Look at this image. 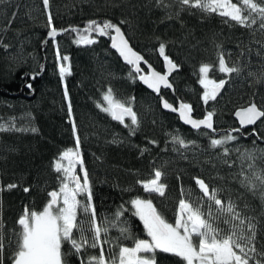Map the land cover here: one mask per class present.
Returning a JSON list of instances; mask_svg holds the SVG:
<instances>
[{
    "label": "trees",
    "instance_id": "1",
    "mask_svg": "<svg viewBox=\"0 0 264 264\" xmlns=\"http://www.w3.org/2000/svg\"><path fill=\"white\" fill-rule=\"evenodd\" d=\"M255 2L264 4V0ZM253 18L256 22L249 21V27L233 21L225 23L226 18L182 5L180 0H49L47 8L43 0H0V123L25 129L0 131L3 264H12L14 245L9 244V239L13 230H19L17 220L25 206L42 210L50 199L48 192L58 189L60 174L54 171L53 161L63 150L75 148L76 136L97 217L112 221L121 205L128 209L121 220L126 221L132 238L125 239L119 227L109 226L107 236L111 243L103 245L106 256L118 253L119 245L131 247L134 239L148 238L142 222L132 215L128 201L137 196L151 199L174 223L180 199L201 202L203 194L194 177L217 189L225 205L231 201L242 217L253 218L255 245L258 252H264V184L257 179L264 176V117L253 130L232 133L236 140L213 148L211 139L228 132L191 130L181 125L175 115L164 112L159 97L146 90L138 79L129 78L130 66L110 49L108 39L98 38L95 44L78 46L73 43L75 33L67 32L55 43L50 40L43 44L53 27L84 28L90 20H107L118 25L131 46L162 71L163 57L158 47L164 43L165 55L179 69L169 78L173 92L161 90V96L174 106L178 99L190 104L195 118L214 111V129L232 130L237 129L233 118L237 109L251 102L264 107V28L260 27L257 13H253ZM57 46L61 57H69L64 63L70 65L71 75L63 80ZM219 55L229 66L239 68V73L226 75L215 70ZM203 64L214 66L210 79L227 81L216 100L207 104L201 99L205 89L198 82ZM28 84L32 87L28 88ZM108 88L119 100L130 102L137 114L139 126L134 135L97 107L98 102L104 104L102 96ZM70 120L76 125L75 136ZM125 123L130 124L128 117ZM32 128L38 131L32 132ZM253 131L256 136H249ZM173 136L182 138L187 147L174 143ZM76 169L82 178L80 166ZM154 169L164 174V196L149 195L137 184L138 180L152 178ZM249 181L255 184L254 189ZM13 183L18 187L7 190L6 186ZM26 187L28 192L23 190ZM78 199L86 203L85 196ZM78 219L86 220L87 216L78 210ZM215 223L225 232L228 230L222 222ZM69 249L66 244L64 250ZM98 254L99 248H88L83 258ZM80 259L75 254L67 256L68 264H80ZM157 261L184 264L180 258L165 253H157Z\"/></svg>",
    "mask_w": 264,
    "mask_h": 264
},
{
    "label": "snow or ice",
    "instance_id": "2",
    "mask_svg": "<svg viewBox=\"0 0 264 264\" xmlns=\"http://www.w3.org/2000/svg\"><path fill=\"white\" fill-rule=\"evenodd\" d=\"M45 8L49 6V0H43ZM182 5L190 8L199 9L201 12L216 14L226 18L225 23L233 21L242 27H249L256 22L253 13H257L261 19L260 27L264 28V4L257 3L255 0H180ZM49 25L52 24V17L49 14ZM125 23V21H121ZM62 32L75 33L73 43L79 45H92L98 42V37H107L111 41V47L115 49L123 61L130 66L129 78L139 79L149 89L160 94L161 87L173 89L168 76L172 71L178 69L167 55H165L166 45L160 43L158 52L163 57L166 72L160 73L152 68L143 55L136 52L125 38L121 28L111 21L98 22L90 20L84 28L71 27L70 29L57 30L52 28L48 36L55 43V38ZM95 34V35H93ZM57 61H69V57H61L59 47H56ZM147 67V71L141 67ZM214 70L213 65L203 64L199 68L200 85L205 89L201 99L205 104L209 100H216L220 90L226 84V80L218 82L209 78V73ZM221 73L231 75L239 73L240 69L229 66L223 55L218 57V68ZM59 75L61 80L66 75H71L70 65L59 64ZM31 88L32 85H26ZM65 99H68V92L65 88ZM165 109L177 112L179 118L191 125L194 129H209L213 132L214 111H207L203 119L192 117V106L183 101L179 102L178 107L173 106L163 96L160 97ZM104 104L97 103L101 111L111 116L113 120L130 129V134H135L139 126L137 114L132 110L129 103H125L113 94V90H108L103 94ZM68 115L72 116V106L68 103ZM235 115L239 118L241 127L255 125L257 121L264 117V107H258L255 102L248 107L238 110ZM125 117L130 119V124L125 123ZM72 123V130L75 136L76 125ZM264 122V121H262ZM135 126V127H133ZM25 129H15V125L9 123L7 126L0 123V131H11ZM32 132L38 129L32 128ZM241 128L232 129L221 138H212L210 143L213 148L237 139L232 132H240ZM174 143L181 147H187L186 142L179 136H173ZM155 143V141H150ZM80 140L76 136L75 148L63 150L53 161V169L60 174V184L58 189L48 192L49 200L42 210L36 211L25 206L23 213L17 220L19 230H13V235L9 239V244L14 245L10 257L12 264H68L67 256L75 254L80 256V264H158L157 253H165L180 258L184 264H264V252H258L256 240V224L252 223L251 217H242L236 210V205L231 201L225 202L219 198L218 190L210 186L200 177H194L195 184L203 194L200 203H195L187 199H180L178 203L175 220L169 222L162 212L154 205L151 199L139 196L132 198L128 203L132 208V215L138 217L142 222L143 228L148 239H134L133 246L119 245L118 253L106 256L104 244H110L107 233L109 226L119 227L121 235L125 239L132 238L126 221L121 217L128 209L121 205L116 211L112 221L100 220L97 217L96 209L92 203L93 194L88 172L83 167L80 156ZM143 154V151L142 153ZM227 154V149H225ZM64 161H67L65 165ZM76 165L80 166L83 173L76 174ZM163 172L154 169L152 178L148 180H138L145 193L149 195L157 193L165 195V188L162 183ZM247 179V178H246ZM257 179L264 184V176ZM251 189L255 184L249 181ZM7 190L18 187L17 184H8ZM0 188V191H3ZM28 192L29 188H24ZM85 196L86 203L78 199ZM183 196V190H182ZM203 198H206L203 199ZM264 198V194H262ZM206 205V210H205ZM78 210L82 211L87 219H78ZM216 221L228 226V230L219 227ZM107 225V226H106ZM3 221L0 219V264L4 260V233ZM91 233V235H87ZM69 245L68 251L64 250L65 245ZM99 248L98 255L88 256L85 260L83 253L86 249ZM111 252V249L108 250ZM259 257V258H258Z\"/></svg>",
    "mask_w": 264,
    "mask_h": 264
},
{
    "label": "water",
    "instance_id": "3",
    "mask_svg": "<svg viewBox=\"0 0 264 264\" xmlns=\"http://www.w3.org/2000/svg\"><path fill=\"white\" fill-rule=\"evenodd\" d=\"M71 27H69V28H66V29H70ZM76 28H78V27H76ZM80 29H82V28H80ZM57 30H62V29H57ZM122 30V29H121ZM49 31H51V30H49ZM49 31H48V33H49ZM123 32V31H122ZM48 33H47V36H46V38H45V40H44V42H43V44L44 45H46L47 44V42L48 41H50V40H52L49 36H48ZM65 33H67V32H62L61 34H59V35H57L56 36V38H58V37H60V36H62V35H64ZM124 33V32H123ZM93 35H95V34H93ZM55 38V39H56ZM98 38H105V39H108L107 37H98ZM125 38H126V36H125ZM127 39V38H126ZM109 40V47H110V49L118 56V58L121 60V62L123 63V64H126L124 61H123V58L122 57H120L119 56V54H118V52L115 50V49H113L112 47H111V41H110V39H108ZM128 40V39H127ZM130 44V43H129ZM130 46H131V44H130ZM132 47V46H131ZM133 48V47H132ZM134 49V48H133ZM135 50V49H134ZM136 51V50H135ZM137 52V51H136ZM139 53V52H138ZM127 65V64H126ZM141 67H144L145 69H146V71H147V67L145 66V65H143V64H141ZM152 68L153 69H155L153 66H152ZM179 69V68H178ZM177 69V70H178ZM156 70V69H155ZM177 70H174V71H172V73L168 76V79L170 78V76L173 74V73H175ZM156 71H158V70H156ZM158 72H160V73H165L166 72V66H165V63H164V60H163V70L162 71H158ZM139 80V79H138ZM170 81V80H169ZM139 82H140V84L146 89V90H148L149 92H151V93H153L156 97H159V101H160V107H161V109L164 111V112H167V113H171V114H173V115H175L177 118H178V120H179V122H180V124L181 125H183L184 127H187V128H189V129H191V130H197V129H194V128H192L191 127V125H189V124H185L180 118H179V115H178V113L177 112H172V111H169V110H167V109H165L164 107H163V105H162V101H161V90H169L170 92H173V89H167V88H163V87H161V89H160V94L158 95L157 93H155L154 91H152L151 89H149L145 84H143L140 80H139ZM165 99V98H164ZM166 100V99H165ZM181 100L180 99H178L177 100V103H176V107H178V105H179V102H180ZM252 103V102H251ZM171 104V103H170ZM173 105V104H172ZM174 106V105H173ZM249 105H247V106H245V107H242V108H246V107H248ZM242 108H239V109H237L234 113H233V118L235 119V121L238 123V125H239V128H253L259 121H257L256 122V124L255 125H246V126H243V127H241V125H240V122H239V118L235 115V113L238 111V110H240V109H242ZM192 117H193V115H192ZM193 118H195V117H193ZM263 118V117H262ZM261 118V119H262ZM195 119H203V118H195ZM213 128H214V123H213ZM201 129H204V128H201ZM204 130H207V131H209V132H211V133H213V134H216V133H219V132H229L230 130H219V131H212V130H209V129H204ZM241 132V131H240ZM240 132H238V133H240ZM232 133H236V132H232ZM249 136H256V133L253 131V132H251L250 134H249Z\"/></svg>",
    "mask_w": 264,
    "mask_h": 264
},
{
    "label": "flooded vegetation",
    "instance_id": "4",
    "mask_svg": "<svg viewBox=\"0 0 264 264\" xmlns=\"http://www.w3.org/2000/svg\"><path fill=\"white\" fill-rule=\"evenodd\" d=\"M105 39V38H104ZM143 68V67H142ZM145 71H146V69H145ZM237 123V122H236ZM255 127V126H254ZM253 127V128H254ZM237 128H239V125H238V123H237ZM253 128H242L241 129V132L240 133H242V131H244V130H253ZM236 133H238V132H236ZM76 174H78L79 175V173H78V171L76 170Z\"/></svg>",
    "mask_w": 264,
    "mask_h": 264
},
{
    "label": "rangeland",
    "instance_id": "5",
    "mask_svg": "<svg viewBox=\"0 0 264 264\" xmlns=\"http://www.w3.org/2000/svg\"><path fill=\"white\" fill-rule=\"evenodd\" d=\"M58 63H59V64H60V63H64V61L61 60V61H59ZM64 64H65V63H64ZM105 106H106V104H105ZM64 163H65V165H66V164H67V161H64ZM76 168H77V165H76ZM76 168H75V171L77 170ZM147 239H148V238H147Z\"/></svg>",
    "mask_w": 264,
    "mask_h": 264
}]
</instances>
